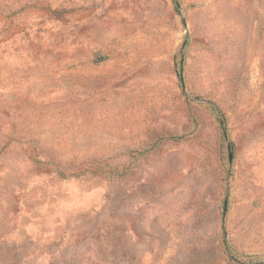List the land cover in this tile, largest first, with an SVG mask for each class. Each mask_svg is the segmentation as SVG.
Listing matches in <instances>:
<instances>
[{
	"label": "rangeland",
	"instance_id": "rangeland-1",
	"mask_svg": "<svg viewBox=\"0 0 264 264\" xmlns=\"http://www.w3.org/2000/svg\"><path fill=\"white\" fill-rule=\"evenodd\" d=\"M0 264H264V0H0Z\"/></svg>",
	"mask_w": 264,
	"mask_h": 264
},
{
	"label": "trees",
	"instance_id": "trees-1",
	"mask_svg": "<svg viewBox=\"0 0 264 264\" xmlns=\"http://www.w3.org/2000/svg\"><path fill=\"white\" fill-rule=\"evenodd\" d=\"M55 14H60L59 11H54Z\"/></svg>",
	"mask_w": 264,
	"mask_h": 264
}]
</instances>
